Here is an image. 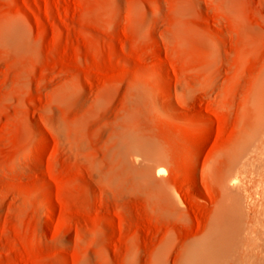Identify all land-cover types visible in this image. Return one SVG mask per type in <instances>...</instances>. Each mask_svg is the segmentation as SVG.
Returning <instances> with one entry per match:
<instances>
[{"label":"rangeland","instance_id":"obj_1","mask_svg":"<svg viewBox=\"0 0 264 264\" xmlns=\"http://www.w3.org/2000/svg\"><path fill=\"white\" fill-rule=\"evenodd\" d=\"M263 93L264 0H0V264H257Z\"/></svg>","mask_w":264,"mask_h":264},{"label":"bare ground","instance_id":"obj_2","mask_svg":"<svg viewBox=\"0 0 264 264\" xmlns=\"http://www.w3.org/2000/svg\"><path fill=\"white\" fill-rule=\"evenodd\" d=\"M262 108L264 109V93H263V95H262ZM260 153V152H259ZM206 158H208V159H211V156L209 155V154H207L206 156H205ZM263 160V159H262ZM246 163H247V161H245ZM162 171H164V169L162 168V167H159L158 168V172H162ZM224 212L227 214V215H229V208L228 207H226V209L224 210ZM43 213L49 218V223L51 224V225H54L55 224V222L53 221V219H51V217H50V214H51V210L50 209H45L44 211H43ZM228 221V220H227ZM263 223H264V220H263ZM264 225V224H263ZM262 226V225H261ZM260 234H261V238L264 240V226H263V229L260 231ZM233 251H231V253H232ZM229 254V256L231 257V255L232 254ZM233 254L235 255V253L233 252ZM260 256V257H259ZM258 257H259V259H257V261L256 262H258L257 264H264V248H263V250L261 251V253H260V255H259ZM232 257H233V255H232ZM236 257V256H235Z\"/></svg>","mask_w":264,"mask_h":264}]
</instances>
